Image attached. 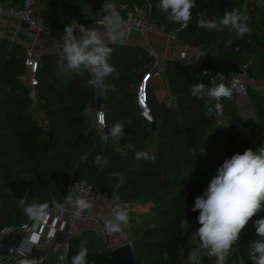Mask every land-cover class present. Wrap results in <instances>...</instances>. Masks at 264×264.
I'll list each match as a JSON object with an SVG mask.
<instances>
[{"label":"trees","instance_id":"trees-1","mask_svg":"<svg viewBox=\"0 0 264 264\" xmlns=\"http://www.w3.org/2000/svg\"><path fill=\"white\" fill-rule=\"evenodd\" d=\"M35 1L41 18L50 28H56L68 16L103 14L99 10L104 0ZM140 1L149 2L148 18L152 20L154 16L152 22L158 28L175 34L191 47L231 59L241 66L245 63L243 50L264 55V25L258 24L254 14H249L246 21L250 34L243 38H237L232 29L216 33L196 28L197 12H205L209 19L219 21L226 11L239 9L238 0H196L197 7L192 10L193 18L187 28L168 21L166 13L157 7L159 0H110L116 7ZM18 2L20 5L22 0ZM34 15L38 17L35 9ZM108 46L113 49L110 63L120 77L131 70L140 69L142 73L150 62L146 48L126 44ZM21 49L15 43L0 41V228L31 221L18 206L25 191L30 196L29 202L50 203L55 198L62 203L72 193L69 188L72 180L85 179L93 191L107 192L116 199L119 197L117 200L121 202L141 201L148 209L141 223L129 230V242L138 264H188L184 256L189 250L181 246L183 228L197 219L199 211H192L195 197L203 194L224 160L248 149L250 136L242 116L232 106L225 110L221 99L223 116L217 120L210 111L208 97L197 100L190 95L191 84L210 86V75L203 73L198 65L169 59L163 77L171 100L160 98L156 84L147 89L155 129L139 115L135 91L127 89L121 81L112 82L114 98L106 97L103 105L108 140L105 144H92L90 136L84 133L89 123L83 111L95 105L98 89L88 85L87 73L81 77L65 69L64 59L58 63L56 56L44 55L39 62L34 106L47 120L49 135L37 124V119L26 121L23 117L30 89L20 80L25 53L18 54ZM55 69H60L58 76ZM221 82L225 83L220 77L217 84ZM248 97L264 141V94L249 89ZM117 122L125 126L119 141L109 134ZM202 146L206 154L190 155L189 149ZM82 147L88 148L83 161L78 155V148ZM52 148L56 150L49 156ZM138 151L149 152L153 159H135ZM60 156L75 162L70 166L71 180L55 166ZM97 156L107 157L109 162L97 165ZM261 218L264 210L254 215L242 230L226 264H239L241 258L245 264H253L248 259V246L261 238L254 224ZM80 243L89 250L87 262L102 259L112 264L109 251L102 248L101 236L87 229L70 237L69 259L77 254ZM214 261L203 257L201 264ZM55 263L50 253L44 264Z\"/></svg>","mask_w":264,"mask_h":264},{"label":"clouds","instance_id":"clouds-1","mask_svg":"<svg viewBox=\"0 0 264 264\" xmlns=\"http://www.w3.org/2000/svg\"><path fill=\"white\" fill-rule=\"evenodd\" d=\"M167 15V20L187 28L192 21V10L197 7L196 0H159L157 5ZM103 13L104 34L108 43L121 42L125 37L124 25L115 3L104 0L101 9ZM248 17L239 9L232 8L226 11L222 18L217 21L209 19L205 12L196 13V28L206 29L221 33L225 29L235 31L237 38H243L250 34L246 21ZM102 35L95 27H85L73 20L64 28V34L60 41L61 50L65 60V69L83 77L85 73L90 79L88 83L94 87H103L105 78L117 74V70L110 63L113 49L105 42ZM229 39L227 44H231ZM234 86L223 82L206 86L203 83L190 85L192 98L200 100L208 97L216 101L231 99ZM125 126L115 123L109 130L110 136L119 141L124 135ZM192 156L206 154L204 147L191 148ZM135 159L151 160L153 157L147 151H138ZM107 157L97 156V165H106ZM102 170V169H101ZM30 196L27 191L19 198V207L25 217L39 224L44 222L50 208L55 211H63L65 208L72 210L74 219H80L94 207L93 201L76 193H68L63 202L51 198L48 202H29ZM119 199V197H117ZM264 146L256 151L246 149L242 154H233L226 158L218 168L208 187L202 195L195 197L193 212L199 211L197 221L200 225L196 231L199 245L190 250L188 264H201L203 257L215 258V264H225L231 249L237 244L240 233L249 223L251 218L264 210ZM129 223V212L126 208L116 206L110 219H106L102 231L107 235L120 233L123 227ZM256 233L259 237L248 246V259L253 264H264V218L254 222ZM39 243L36 234L24 237L17 249L20 255L25 257L33 251V246ZM89 250L80 245L78 252L71 258V264H87ZM19 264H44V258L21 259ZM239 264H245L241 258Z\"/></svg>","mask_w":264,"mask_h":264},{"label":"built area","instance_id":"built-area-1","mask_svg":"<svg viewBox=\"0 0 264 264\" xmlns=\"http://www.w3.org/2000/svg\"><path fill=\"white\" fill-rule=\"evenodd\" d=\"M122 22L124 25L125 36L131 37L133 34H138L142 37L155 34L158 31V27L148 18L144 16L140 8L136 4L122 5L116 7ZM5 9L0 5V14ZM8 13L16 18L18 21L24 23L30 29V34L33 37H37L40 33L44 32V27L41 25L38 18L34 15V9L32 0H22L21 4L16 8H10ZM97 26L103 27V14L97 19ZM182 28V27H181ZM64 34V30L58 31V37L61 39ZM172 46H166L168 50ZM150 62L147 68L141 73L139 81L135 90V105L138 113L145 120L147 124L153 123V118L150 113V109L147 101V89L149 85L155 84L156 80L163 74L165 63L168 56L164 52L159 51L156 47H146ZM165 50V51H166ZM40 56L34 51L33 48H27L24 53L23 66L24 70L20 77V80L25 83L30 89V98L35 101V88L38 85V69H39ZM219 76H210V86L217 84L215 79ZM90 79V77H89ZM88 79V80H89ZM225 81V84L234 86L233 97L241 104L242 118L244 120L246 130L249 133L257 134L258 124L255 119L251 104L248 97V87L244 80V74H230ZM88 83V81H87ZM88 85H90L88 83ZM92 86V85H90ZM95 89L97 87L92 86ZM171 99V98H170ZM210 99V98H209ZM211 107L210 111L217 120H220L223 116L222 100L216 101L210 99ZM38 124L45 130L47 129L48 122L45 119L42 112L38 111L36 114ZM93 122L99 142L105 144L108 140V133L106 132L105 114L103 103H95L93 108ZM72 193L82 195L83 197H91L94 201H99L106 210V213H97L93 216V220L101 228V236H106L102 231V226L106 219H110L116 206L119 205L126 208L129 212V223L132 212V202H121L114 196L109 195L107 192L93 191L91 186L85 179L72 180L70 186ZM90 219V216L85 213L80 219H74L72 210L65 208L63 211H55L50 208L47 219L39 224H35L32 221L23 222L19 225H6L0 228V264L5 260L13 257L28 258L39 260L44 258V262H48L49 254H40L34 258L33 252H35L41 244L44 242H55V250L52 251L56 260L55 264H65L69 257L72 255L70 246V237L68 236L67 224H79L84 225ZM129 223L123 227L120 233L113 234L121 243L129 242ZM27 233L36 234L39 237V243L33 246V251L28 254L27 257L20 255L17 249L20 243L24 239ZM19 264V261L17 262ZM215 264V261L214 263ZM226 264V262H225Z\"/></svg>","mask_w":264,"mask_h":264},{"label":"rangeland","instance_id":"rangeland-1","mask_svg":"<svg viewBox=\"0 0 264 264\" xmlns=\"http://www.w3.org/2000/svg\"><path fill=\"white\" fill-rule=\"evenodd\" d=\"M32 4L36 11L38 18L41 20L40 23L44 27V30L46 31V30L52 29L48 25H46L45 21L41 18V15L39 13V7L37 6L39 4L35 0H32ZM135 4L140 8L144 16H149V2L140 1L139 3H135ZM238 5H239V11L242 14L246 15L247 17L249 16V14H254V16L258 20V24L264 25V0H238ZM96 17H98V15L94 13H89L83 16H80V15L68 16L67 18L61 19L59 21L61 23H58L56 28H53V29L57 31L64 30L65 26L73 20L77 21L79 24H87L90 21L94 20ZM152 20H155L154 16L152 17ZM262 32L263 31H260L259 33H262ZM177 40L181 41L180 38H177ZM24 51L25 49L23 50L21 49L20 53L18 54L21 55L22 53H24ZM190 52L196 53L199 59L198 61L200 62L203 54L206 51L193 48V49H190ZM242 59L245 62L244 64H242V67L245 70L244 80L247 84L248 90L251 89L253 91H258L264 94V55L263 54H252V53L248 54L243 50ZM246 68H248V70H246ZM59 72H60V69L54 70V74L56 76H58ZM140 74H141V70L139 69V70H131L130 72L127 73V75L123 77H120L118 75L117 76L110 75L106 77L103 87L98 88L96 103L102 102L104 105L106 97L114 98L111 95V92H113V90L115 89L114 83L112 82L121 81L123 85H126L127 89L134 92L136 90V86H137V83L139 80L138 78ZM219 78L220 77H216L215 79L216 83L218 82ZM162 82L163 81L161 78H158L156 80L157 93H161L163 90L164 85H162L163 84ZM161 97L171 100L170 99L171 96L168 91L167 93L165 92L164 94L161 93ZM34 104H35V101L31 99L30 97H29V100L25 102L24 110H23V117L25 118L26 121L37 119L36 117L37 112H36V107L34 106ZM223 106L225 110L228 109L230 106L234 107L235 113L242 116L243 108L241 104L235 98H231L229 100L223 99ZM93 108L94 106L91 108L87 107L83 111V114L86 118L85 121L89 123L84 133L85 134L87 133V135L90 136L89 140L91 141V143L95 144L96 142H99V139H98L97 132L95 130V126L93 122ZM36 122L38 124V120ZM48 128L50 129V127H47V129H45L46 130L45 132L49 133L50 131ZM257 132H258L257 134L248 132L250 136L248 149L251 148L253 151H256L261 146H264V141L261 140V135L263 131L258 128ZM44 138H45V134L42 137V139ZM55 150L56 149L52 148L49 156L53 155ZM87 152H88V148L86 147L78 148V153H79L78 155H79L80 160L83 161ZM74 164H75L74 160H69L63 156H60L55 166L60 169L61 173H64L65 175L68 176V180H71L73 177L70 176V168H71L70 166H74ZM147 214H148V209L144 207L141 201H133L132 202V212H131L130 223H129V230L130 228H133L139 225L141 221L146 217ZM199 227L200 225L197 219H195L191 223H189L187 226H184L183 228V237L181 241V246L184 250L186 248L189 250L188 252H186V255L184 256L185 261H188L187 257H188L190 250L199 245V240L196 235V231L198 230ZM96 233H100V232H96ZM108 236L112 238H109ZM113 237L114 235L101 236L102 242H103L102 244L103 250L110 251L118 247L119 245H121L120 244L121 242L116 238L114 239ZM227 259H226V262H227ZM66 264H71V258L69 259L68 262H66ZM87 264H108V263L105 260L98 259L95 263L87 262Z\"/></svg>","mask_w":264,"mask_h":264},{"label":"crops","instance_id":"crops-1","mask_svg":"<svg viewBox=\"0 0 264 264\" xmlns=\"http://www.w3.org/2000/svg\"><path fill=\"white\" fill-rule=\"evenodd\" d=\"M18 1L21 0H0V5L5 9L4 12L0 14V41H7L9 43H15L23 49L33 48L34 51L40 56V59L44 55H54L57 58L58 63H61L64 59L63 53L61 50L62 41L58 37V31L55 29L46 30L37 37H33L30 34V29L24 23L18 21L16 18L11 16L8 13V9L16 8L19 4ZM100 14V13H98ZM100 16H98L99 18ZM38 18V17H37ZM97 18V19H98ZM97 19L94 22L85 24V27H95L102 35L104 34V28L97 26ZM39 21H41L38 18ZM83 25V24H82ZM105 42L108 43L107 37L105 35ZM112 44V43H108ZM115 44H126L130 46H138L146 48L147 46L156 47L159 51L164 52L168 56V59L180 62L183 64H193L198 65V57L196 53H191V47L182 41L177 40V37L173 33H167L162 28H158V31L155 34H151L145 37H142L138 34H133L131 37L127 38L126 36L121 42ZM171 45L172 47L168 50L165 49L166 46ZM166 50V51H165ZM162 79L163 90L162 94L167 93L166 84L164 81L163 74L160 77ZM155 84H157L155 82ZM157 88V86H156ZM157 92V89H155ZM161 93H159L160 98ZM94 203V207L90 209L87 214L90 216V219L84 225L79 224H67L66 228L69 231L68 236L72 237L79 234L82 230H93L95 232H100V227L93 220V216L97 213H106L105 208L99 201H94L91 197H87ZM101 236V233H98ZM31 233H27L25 237H30ZM107 235V234H106ZM109 238H112L108 236ZM116 238L115 236L113 237ZM117 239V238H116ZM55 250V242H44L40 247L33 252L34 258L40 254H50ZM22 258L13 257L5 260L2 264H17Z\"/></svg>","mask_w":264,"mask_h":264},{"label":"water","instance_id":"water-1","mask_svg":"<svg viewBox=\"0 0 264 264\" xmlns=\"http://www.w3.org/2000/svg\"><path fill=\"white\" fill-rule=\"evenodd\" d=\"M199 69L210 76H219L226 80L230 74L245 73L244 68L237 62L214 56L210 52H205L198 64ZM156 124L152 123L151 128L155 129ZM50 135V133H48ZM108 257L112 264H138V261L133 252L131 243L121 244L112 249L108 253Z\"/></svg>","mask_w":264,"mask_h":264}]
</instances>
